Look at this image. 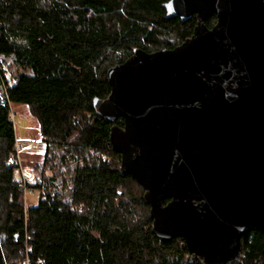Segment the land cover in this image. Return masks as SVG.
<instances>
[{
  "label": "trees",
  "instance_id": "obj_1",
  "mask_svg": "<svg viewBox=\"0 0 264 264\" xmlns=\"http://www.w3.org/2000/svg\"><path fill=\"white\" fill-rule=\"evenodd\" d=\"M169 1L0 0V83L7 87L0 99V264H203L183 239L162 243L153 233L145 192L121 173L113 125L94 108L111 94V68L138 49H174L193 35L196 16L169 19ZM216 23V16L205 22L209 29ZM10 105L31 109L47 150L61 153L66 178L55 171L44 184L15 179ZM28 190L44 195L27 208ZM229 264H264L263 233L246 232Z\"/></svg>",
  "mask_w": 264,
  "mask_h": 264
},
{
  "label": "water",
  "instance_id": "obj_2",
  "mask_svg": "<svg viewBox=\"0 0 264 264\" xmlns=\"http://www.w3.org/2000/svg\"><path fill=\"white\" fill-rule=\"evenodd\" d=\"M164 7L169 19L196 16L193 35L111 68V94L94 108L113 125L120 171L144 190L158 239L229 264L246 232L264 235V0Z\"/></svg>",
  "mask_w": 264,
  "mask_h": 264
},
{
  "label": "rangeland",
  "instance_id": "obj_3",
  "mask_svg": "<svg viewBox=\"0 0 264 264\" xmlns=\"http://www.w3.org/2000/svg\"><path fill=\"white\" fill-rule=\"evenodd\" d=\"M9 73L11 74L10 70ZM10 107L17 137V153L12 162L17 166L15 179L23 184H44L53 177L55 171L64 174L66 178L68 167L60 162L61 153L47 150L41 137L39 124L31 109L23 105H10ZM42 195L44 194L39 190L26 191L25 206L27 208L36 206Z\"/></svg>",
  "mask_w": 264,
  "mask_h": 264
},
{
  "label": "built area",
  "instance_id": "obj_4",
  "mask_svg": "<svg viewBox=\"0 0 264 264\" xmlns=\"http://www.w3.org/2000/svg\"><path fill=\"white\" fill-rule=\"evenodd\" d=\"M7 69V67H6ZM6 82L11 86L14 83V80L12 79V76L9 72L6 73ZM6 85L4 83H0V99L4 97V94L6 92ZM15 158V155L12 156V161ZM19 182V181H18ZM25 264H31L29 260H26Z\"/></svg>",
  "mask_w": 264,
  "mask_h": 264
}]
</instances>
